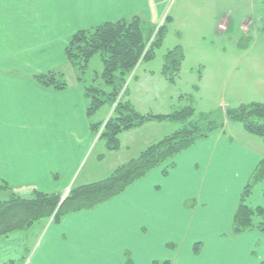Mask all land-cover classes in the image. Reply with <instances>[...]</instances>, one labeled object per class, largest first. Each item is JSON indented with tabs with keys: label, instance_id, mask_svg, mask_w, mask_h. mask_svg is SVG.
<instances>
[{
	"label": "crops",
	"instance_id": "crops-1",
	"mask_svg": "<svg viewBox=\"0 0 264 264\" xmlns=\"http://www.w3.org/2000/svg\"><path fill=\"white\" fill-rule=\"evenodd\" d=\"M172 1L0 0L4 200L11 194L30 199L35 191L63 194L93 144L98 122L87 115L89 99L81 82L67 80L66 89L56 90L41 86L34 76L66 77L65 70L72 71L65 47L76 32L134 17L142 25H157ZM179 10L185 16V6ZM225 16L214 15L213 21ZM244 22L240 29L246 32ZM128 101L135 106L131 97ZM154 109L146 114H169ZM227 125L179 154L167 175L164 166L153 169L91 210L57 222L41 219L26 231L0 237V264H18L23 257L24 264H262L264 233L231 235V222L241 191L264 156L229 134ZM105 149L96 157L99 168L117 154L108 144ZM120 159L113 155L107 171L133 158L119 165ZM108 176L90 180L94 175H85L78 186ZM248 203L264 209V183Z\"/></svg>",
	"mask_w": 264,
	"mask_h": 264
},
{
	"label": "rangeland",
	"instance_id": "rangeland-1",
	"mask_svg": "<svg viewBox=\"0 0 264 264\" xmlns=\"http://www.w3.org/2000/svg\"><path fill=\"white\" fill-rule=\"evenodd\" d=\"M181 5L185 6V16L184 11L179 10ZM217 13L226 16L219 22L213 21ZM227 18L231 20L228 30ZM243 21L246 32L240 29ZM141 27L145 34L153 32L152 38L162 27L163 37L152 58L141 61L126 79L122 99L128 101L131 97L140 114L153 112L156 107L171 113L192 105L199 114L241 104L264 103V0H173L157 25L141 23ZM175 48L181 49L183 59L178 75L169 80L162 71L166 55ZM71 69V72L65 70L66 81L81 82L82 88L108 89L101 79L100 54L91 58L85 74L80 75L74 67ZM112 112L113 105L106 102L91 115L92 122H98L93 144L61 197L67 196L70 187H77L85 175H94L90 180L110 175L113 170L107 171L106 165L111 163L113 155L121 158L120 165L136 157L150 143L183 126L180 122L153 120L125 130L119 136V148L112 151L117 154L107 156L99 168L96 157L106 151L109 141L101 136L106 121L114 115ZM227 126L229 134L264 156L263 139L246 132L239 122H229ZM5 198L0 194V200Z\"/></svg>",
	"mask_w": 264,
	"mask_h": 264
},
{
	"label": "trees",
	"instance_id": "trees-1",
	"mask_svg": "<svg viewBox=\"0 0 264 264\" xmlns=\"http://www.w3.org/2000/svg\"><path fill=\"white\" fill-rule=\"evenodd\" d=\"M152 36L153 32H143L137 17L107 22L76 32L65 47V56L80 75L85 74L89 61L95 54L101 56V79L108 89L84 86V93L89 99L88 116L97 112L106 102L116 104L112 112L114 115L106 121L105 131L101 136L108 139L109 150L119 148L120 133L149 121L167 120L180 122L183 126L149 145L137 157L118 166L104 180L70 187L62 201L58 194L40 191H35L30 199L11 194L7 200L0 201V237L26 231L41 219L54 217L57 222L64 215L91 210L119 196L153 169L164 166L162 173L167 175L175 166L174 160L179 154L223 130L229 122H239L246 132L264 140V103L241 104L235 108L199 114L189 105L166 115H142L129 101H123L127 77L141 61L152 58L155 48L162 41V27L157 30L154 38ZM182 59L180 48H175L166 55L162 73L167 79L173 80L178 75ZM80 75L78 79L82 81ZM34 80L46 88L64 90L68 87L62 73L39 74L34 76ZM97 127L98 124L93 125V130ZM260 183H264V159L259 162L241 191L231 222V235L249 230L264 233V209L251 207L248 203ZM193 203L194 201H190L186 205L192 206ZM25 260L26 257H23L18 264H24ZM127 264H131L129 260Z\"/></svg>",
	"mask_w": 264,
	"mask_h": 264
},
{
	"label": "built area",
	"instance_id": "built-area-1",
	"mask_svg": "<svg viewBox=\"0 0 264 264\" xmlns=\"http://www.w3.org/2000/svg\"><path fill=\"white\" fill-rule=\"evenodd\" d=\"M220 27H221V25H220ZM221 28H222V27H221ZM121 95H122V93H121ZM115 105H116V104L113 105V109H114V106H115ZM64 199H65V196H64V197H61V201L64 200Z\"/></svg>",
	"mask_w": 264,
	"mask_h": 264
}]
</instances>
